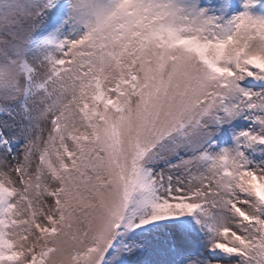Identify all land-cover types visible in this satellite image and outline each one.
Segmentation results:
<instances>
[{
  "label": "snow or ice",
  "instance_id": "obj_1",
  "mask_svg": "<svg viewBox=\"0 0 264 264\" xmlns=\"http://www.w3.org/2000/svg\"><path fill=\"white\" fill-rule=\"evenodd\" d=\"M0 264H264V0H0Z\"/></svg>",
  "mask_w": 264,
  "mask_h": 264
}]
</instances>
